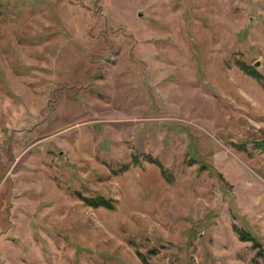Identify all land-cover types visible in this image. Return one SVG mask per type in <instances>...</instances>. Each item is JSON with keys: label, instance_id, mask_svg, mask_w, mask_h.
Segmentation results:
<instances>
[{"label": "rangeland", "instance_id": "rangeland-1", "mask_svg": "<svg viewBox=\"0 0 264 264\" xmlns=\"http://www.w3.org/2000/svg\"><path fill=\"white\" fill-rule=\"evenodd\" d=\"M0 264H264V0H0Z\"/></svg>", "mask_w": 264, "mask_h": 264}, {"label": "trees", "instance_id": "trees-1", "mask_svg": "<svg viewBox=\"0 0 264 264\" xmlns=\"http://www.w3.org/2000/svg\"><path fill=\"white\" fill-rule=\"evenodd\" d=\"M89 202H91V200H89ZM98 202H102L101 204H103V203L105 204V201L102 198H98L96 201H94V204H97ZM236 230L239 233V235L244 236V234L240 230H238V229H236Z\"/></svg>", "mask_w": 264, "mask_h": 264}, {"label": "water", "instance_id": "water-1", "mask_svg": "<svg viewBox=\"0 0 264 264\" xmlns=\"http://www.w3.org/2000/svg\"><path fill=\"white\" fill-rule=\"evenodd\" d=\"M255 65H258L257 63Z\"/></svg>", "mask_w": 264, "mask_h": 264}]
</instances>
